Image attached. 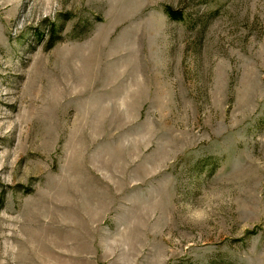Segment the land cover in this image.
I'll return each mask as SVG.
<instances>
[{"label":"rangeland","instance_id":"1","mask_svg":"<svg viewBox=\"0 0 264 264\" xmlns=\"http://www.w3.org/2000/svg\"><path fill=\"white\" fill-rule=\"evenodd\" d=\"M0 264H264V0H0Z\"/></svg>","mask_w":264,"mask_h":264},{"label":"trees","instance_id":"2","mask_svg":"<svg viewBox=\"0 0 264 264\" xmlns=\"http://www.w3.org/2000/svg\"><path fill=\"white\" fill-rule=\"evenodd\" d=\"M166 13H167L168 17H170L171 19L177 20V18H175L174 14H172L169 10H166ZM51 44H53V41L49 43V46H51Z\"/></svg>","mask_w":264,"mask_h":264}]
</instances>
